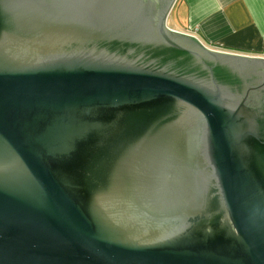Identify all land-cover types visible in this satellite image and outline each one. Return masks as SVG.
I'll use <instances>...</instances> for the list:
<instances>
[{
    "label": "water",
    "instance_id": "95a60500",
    "mask_svg": "<svg viewBox=\"0 0 264 264\" xmlns=\"http://www.w3.org/2000/svg\"><path fill=\"white\" fill-rule=\"evenodd\" d=\"M177 1L0 0V264H264V59Z\"/></svg>",
    "mask_w": 264,
    "mask_h": 264
},
{
    "label": "crops",
    "instance_id": "0c3cea01",
    "mask_svg": "<svg viewBox=\"0 0 264 264\" xmlns=\"http://www.w3.org/2000/svg\"><path fill=\"white\" fill-rule=\"evenodd\" d=\"M169 19L211 50L264 59V0H178Z\"/></svg>",
    "mask_w": 264,
    "mask_h": 264
},
{
    "label": "rangeland",
    "instance_id": "374dc122",
    "mask_svg": "<svg viewBox=\"0 0 264 264\" xmlns=\"http://www.w3.org/2000/svg\"><path fill=\"white\" fill-rule=\"evenodd\" d=\"M172 25H173L172 21H170V19H169V21H167V26L171 27Z\"/></svg>",
    "mask_w": 264,
    "mask_h": 264
}]
</instances>
